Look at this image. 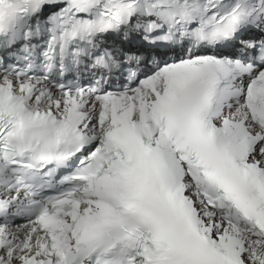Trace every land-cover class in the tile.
Here are the masks:
<instances>
[{
  "label": "snow or ice",
  "instance_id": "snow-or-ice-1",
  "mask_svg": "<svg viewBox=\"0 0 264 264\" xmlns=\"http://www.w3.org/2000/svg\"><path fill=\"white\" fill-rule=\"evenodd\" d=\"M0 264H264V0H0Z\"/></svg>",
  "mask_w": 264,
  "mask_h": 264
}]
</instances>
